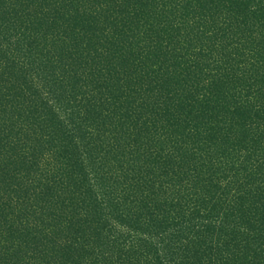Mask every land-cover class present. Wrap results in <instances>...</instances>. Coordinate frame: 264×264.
I'll list each match as a JSON object with an SVG mask.
<instances>
[{
    "label": "trees",
    "instance_id": "trees-1",
    "mask_svg": "<svg viewBox=\"0 0 264 264\" xmlns=\"http://www.w3.org/2000/svg\"><path fill=\"white\" fill-rule=\"evenodd\" d=\"M0 264H264V0H0Z\"/></svg>",
    "mask_w": 264,
    "mask_h": 264
}]
</instances>
